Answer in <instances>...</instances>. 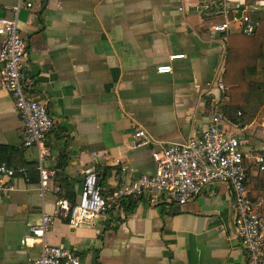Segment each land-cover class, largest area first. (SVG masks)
Wrapping results in <instances>:
<instances>
[{
  "label": "crops",
  "instance_id": "1",
  "mask_svg": "<svg viewBox=\"0 0 264 264\" xmlns=\"http://www.w3.org/2000/svg\"><path fill=\"white\" fill-rule=\"evenodd\" d=\"M15 1L0 0V18H11ZM226 5L264 17L254 15L264 11V0H37L20 9L28 94L46 101L54 122L45 136L52 176L41 196L37 150L23 145V123L3 87L0 64V146L12 168L28 169L27 177L0 176L1 184L14 186L0 193V264H31L41 248L31 228L42 212L54 214L59 188L77 200L88 168H95L107 197L153 172V150L201 132L223 96L213 82L223 35L210 27ZM238 28L231 24L229 33ZM175 54L183 56L170 59ZM165 64L172 72H157ZM226 124L245 137V151L264 156V103L245 122ZM139 128L150 141L131 148ZM247 165L248 180H255L263 168ZM247 187L249 195L264 197L256 183ZM234 214L228 186L214 183L183 205L124 198L78 227L55 215L44 240L72 250L80 264H245L232 236Z\"/></svg>",
  "mask_w": 264,
  "mask_h": 264
},
{
  "label": "built area",
  "instance_id": "2",
  "mask_svg": "<svg viewBox=\"0 0 264 264\" xmlns=\"http://www.w3.org/2000/svg\"><path fill=\"white\" fill-rule=\"evenodd\" d=\"M37 0H16L12 6L11 18H0V64L2 84L11 95L15 109L23 123V145L35 146L40 195L49 188L52 172L45 166L50 148L45 136L53 127V118L45 100H35L28 94L29 82L23 77V66L28 57L27 46L19 33L18 16L21 8L30 9ZM207 7V6H205ZM221 23L213 24L210 29L221 33L222 57L215 69L213 82L223 94L209 109L206 126L198 135H191L182 142L169 143L151 152L155 168L150 174H141L122 184L114 192L104 197L101 192L94 167L86 170L81 190L74 205L68 199L57 195L54 214L41 213L40 223L31 228V238L41 244L37 256L31 264H80L79 256L68 248L49 245L44 236L54 221L55 215H64L71 227L92 222L98 215L117 206L124 198H144L150 204L160 202L183 205L192 200L203 188L214 183L226 184L233 196L234 219L232 236L236 238L246 254L245 264H264V197L251 196L246 189L249 167L247 163L262 164L264 156L242 147L245 137L229 129L227 118L222 109L228 87L222 81L226 59L227 35L231 24L238 25V32L253 34L259 25L258 18H252L240 8L224 6ZM183 54L171 55L170 59L180 58ZM159 73H171L170 64L156 67ZM238 114H240L238 112ZM237 128V124H231ZM150 141L143 128L137 129L130 140L131 148L142 146ZM96 160L99 154L93 152ZM27 177L25 168L18 169ZM0 176L12 178L15 170L6 162H0ZM13 185L0 183V193L12 190ZM58 193V188L55 190ZM223 232V229H221ZM25 242V238L21 243Z\"/></svg>",
  "mask_w": 264,
  "mask_h": 264
},
{
  "label": "trees",
  "instance_id": "3",
  "mask_svg": "<svg viewBox=\"0 0 264 264\" xmlns=\"http://www.w3.org/2000/svg\"><path fill=\"white\" fill-rule=\"evenodd\" d=\"M209 21L211 20L208 18L203 20L204 23ZM222 21L223 18L218 17L212 23ZM222 81L228 87L225 92L228 98L222 103L226 118L236 123L250 119L264 103V17L259 19V25L253 34L232 32L227 35ZM6 151L5 146H0V162L4 161L11 167L4 155ZM260 166L263 169L255 180L247 181V190L249 182H252L264 191V161ZM13 169L15 174L19 173L17 168ZM25 171L28 176V169L25 168ZM58 196L68 199L71 205L76 202L75 195L69 190L62 193L59 188Z\"/></svg>",
  "mask_w": 264,
  "mask_h": 264
},
{
  "label": "rangeland",
  "instance_id": "4",
  "mask_svg": "<svg viewBox=\"0 0 264 264\" xmlns=\"http://www.w3.org/2000/svg\"><path fill=\"white\" fill-rule=\"evenodd\" d=\"M254 15H262V16H264V11L255 13Z\"/></svg>",
  "mask_w": 264,
  "mask_h": 264
}]
</instances>
